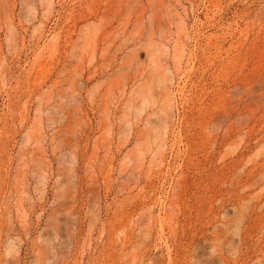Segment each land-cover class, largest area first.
I'll return each instance as SVG.
<instances>
[{
  "label": "rangeland",
  "instance_id": "obj_1",
  "mask_svg": "<svg viewBox=\"0 0 264 264\" xmlns=\"http://www.w3.org/2000/svg\"><path fill=\"white\" fill-rule=\"evenodd\" d=\"M0 264H264V0H0Z\"/></svg>",
  "mask_w": 264,
  "mask_h": 264
}]
</instances>
